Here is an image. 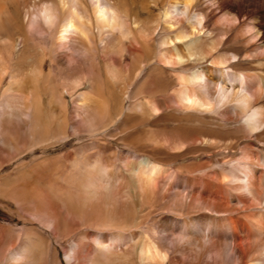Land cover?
Instances as JSON below:
<instances>
[{
  "label": "rangeland",
  "instance_id": "1",
  "mask_svg": "<svg viewBox=\"0 0 264 264\" xmlns=\"http://www.w3.org/2000/svg\"><path fill=\"white\" fill-rule=\"evenodd\" d=\"M139 3L138 0L122 1L130 11L127 25L132 23L133 29L137 27L134 21L140 23L147 19V14L140 11ZM156 13L159 12L151 11L149 15ZM214 24L215 19L211 18L208 29L212 30ZM40 25L35 24L30 30L35 38L32 43L37 47L49 40V32ZM115 33L118 34L119 30ZM103 36L107 38L111 34L105 32ZM156 43L154 38L153 45L149 47L155 50ZM98 46L101 50L99 43ZM132 46L134 50L138 48L133 40ZM48 47L50 49L51 45ZM52 49L51 55L57 51L62 61L59 65L47 63L50 67L45 68L38 80L36 92L42 102V121L45 124L52 123V117H62L58 106L48 108L49 91H59L75 82L80 84L79 90L89 89L90 78H95L100 84L102 73L109 71L117 76L115 86L121 87V80L130 82L127 71L131 67L138 68L127 49L104 57L106 60L101 62L102 66H99L98 59L91 57V51L87 52L80 46L77 39L71 38L68 44ZM217 56L223 54L214 55V58ZM150 67L152 70L143 69L138 74L142 78L149 72L145 81L137 83L140 79H136L138 81L133 86H139L135 90V99H139L143 109L130 106L115 126H108L104 133L98 129L91 137H87L86 133L84 136L80 129L81 118H77L74 112L70 113L73 96L63 92V102L68 111V137L61 139V136H56V128L51 126L49 136L38 137L48 140L36 146L33 152H26L24 146L31 140L29 119L25 117L28 110H23V102L17 98L1 100L0 264H71L65 259L71 249L76 253L72 264H139L136 249L138 244L148 240L157 243L165 254L168 253L164 264H222L220 261L215 263L217 259L207 254L222 250L225 238L231 244L230 248L233 247L228 233L224 231L230 215L218 216L214 211L219 210V213L221 208H205L206 205L203 208L201 205L210 201L228 205V198L234 195L228 183V172L234 162L221 161L217 150L227 145L236 151L246 146L247 140L237 123L226 121L214 113L183 109L176 98L179 89L177 73L170 67ZM29 68L26 62L22 63V77L28 74ZM115 89L114 94L120 96L119 90ZM29 91L25 89L22 94L27 95ZM106 123V119L99 117L94 124L101 129ZM72 128L79 129L80 135L84 136L81 145L76 141L78 136L73 135ZM131 132L132 141L139 143L151 160L167 170L144 194L125 168L127 164H135L128 159L123 144ZM13 137H16L15 140ZM207 139L211 140L210 145L205 142ZM201 151L209 152L202 154ZM66 152L68 156H64ZM259 155L262 157L263 152L260 151ZM211 162L217 164H208ZM100 176L99 183L89 185ZM233 218L241 220L251 229L247 214L234 212ZM194 225L197 227L195 233L190 228ZM182 228H186L189 235H186L187 230L183 234ZM206 229L210 232L208 235L206 232L203 234ZM251 231L248 237L252 246L254 233ZM128 234L140 235L134 243L125 240L120 247L109 240L110 237ZM172 236H184L193 240L194 245L173 247L172 242L178 239ZM157 237H163L166 247ZM95 238L104 242L106 250L98 249ZM203 238L210 241L205 248ZM200 247L204 248L203 254L199 253ZM233 250L232 259L235 261L227 264H238L236 258L240 252L236 247ZM110 254L114 255L108 256ZM256 254L257 251L248 253L243 262Z\"/></svg>",
  "mask_w": 264,
  "mask_h": 264
},
{
  "label": "bare ground",
  "instance_id": "2",
  "mask_svg": "<svg viewBox=\"0 0 264 264\" xmlns=\"http://www.w3.org/2000/svg\"><path fill=\"white\" fill-rule=\"evenodd\" d=\"M122 1L0 0V103L6 97L17 98L23 102V110H28L25 117L29 119L31 140L30 143L24 144L25 151L33 152L36 146L47 141L48 138L38 137L45 134L49 136L48 134L52 133L51 126H55L56 136H61V139L68 137V111L63 102V92L73 96L70 113L74 112L77 118H81L80 129L84 136L86 133L87 137H91L96 135L98 129L104 133L108 126H115L130 106L138 110L143 109L139 99H135V90L139 86L135 85L133 88L138 81L136 79H140L137 83H142L149 74L147 72L139 78L141 70L150 71V66L154 69L170 67L177 73L179 89L176 98L183 109L214 113L226 121L237 123L239 131L248 143L236 151H232L227 145L217 150L221 161L234 162L228 172V186L234 195L228 198V205L210 201L202 202L201 206H212L214 209L217 206L218 209L221 208V212L214 211L216 215H230L224 231L228 233L233 247L230 248L231 244L225 238L222 250L212 251L207 255L217 259L215 263L220 261L227 264L229 261H235L232 259V253L236 247L240 252L236 258L238 264H264V0H138L140 11L147 14V19L140 23L134 21L133 24L137 26L134 29L132 23L127 25L130 11ZM156 10L159 13L149 15L151 11ZM211 18L215 19V24L213 29L209 30L208 22ZM35 24L43 25L49 32V40L51 39L41 47L33 44L35 38L30 30ZM117 30L118 34L115 33ZM105 32H110L111 36L104 38ZM71 38L77 39L85 51H91V57L99 60V66H102L101 62H104V57L107 58L109 54L128 50L135 58L138 68L136 70L131 67L127 71L129 83H124L119 78L121 87L115 86L117 76L109 71L102 73L101 86L95 78H90L89 89L79 90L80 84L75 82L63 86L59 91L48 90L51 92L47 98L48 108L58 106L62 117H52L55 121L53 119L52 123L45 124L42 121V102L36 94L37 83L45 68L50 67L47 63L59 65L62 61L57 51L51 55V48L68 44ZM154 38L157 43L156 49L152 50L149 46ZM132 40L138 45L135 50ZM48 45H51L50 49ZM99 53L103 54V57ZM217 54L223 56L214 58ZM23 62L30 66L28 74L24 77L20 73ZM80 63H83L81 59ZM49 74L50 71L47 77ZM114 88L119 90L120 96L114 94ZM25 89L30 90L27 95L22 94ZM2 115L0 113V118ZM99 117L107 122L101 129L94 124ZM72 130L73 135L78 136L76 141L81 145L84 136L80 135L79 129ZM131 136L132 132L126 136L123 144L126 146L128 159L135 164H127L125 168L144 194L167 170L151 160L147 152L139 147V143L132 141ZM15 138L13 137V140ZM205 142L211 144V140L207 139ZM260 151L263 152L262 157L259 155ZM208 152L204 151L202 154ZM68 155V152L64 153V156ZM99 181L101 176L89 185L94 186ZM234 212L247 214V220L252 225L250 230L241 220L233 218ZM190 228L195 233L197 227L194 225ZM180 230L185 234L187 229ZM250 231L254 233L252 246L248 237ZM186 232V235H189V231ZM203 232H206V235L210 233L208 229ZM138 235L110 237L109 240L120 247L125 240L134 243ZM157 238L166 247L163 237ZM171 238L178 239L175 243L172 242L173 247L194 245L193 240L184 236ZM99 240L94 239L95 245L102 251L106 250L104 242ZM202 242L204 248L210 243L209 239ZM140 244L136 249L139 264H164L168 253L165 254L157 243L148 240ZM203 247L199 248L201 254ZM253 251H257V254L243 262L242 259ZM75 255L71 249L65 258L66 262L72 264L76 259ZM111 255L114 254L108 256Z\"/></svg>",
  "mask_w": 264,
  "mask_h": 264
}]
</instances>
